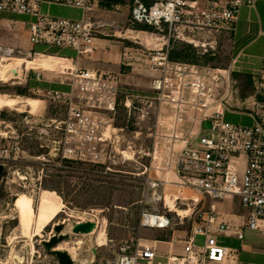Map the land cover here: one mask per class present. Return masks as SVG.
Wrapping results in <instances>:
<instances>
[{
    "label": "built area",
    "instance_id": "obj_1",
    "mask_svg": "<svg viewBox=\"0 0 264 264\" xmlns=\"http://www.w3.org/2000/svg\"><path fill=\"white\" fill-rule=\"evenodd\" d=\"M50 5L78 9L81 16H52L43 10ZM93 6L94 0H0V15L21 16L9 22L20 25L30 44L44 46L36 55L45 52L66 60L60 69L45 70L66 76L57 81L66 89L43 90L42 100L63 109L45 120L28 121L24 116L23 122L29 130L39 125L36 132L44 136L40 146L59 161H82L112 171L118 160L144 158L136 174L145 175L149 196L139 225L168 230V238L183 251L167 255L166 264H228L231 249L223 238L241 240L243 229L264 234V52L256 66L237 40L230 62L222 68L172 60L169 51L176 41L202 51L213 49L216 34L233 35L241 7L253 8L254 0H131L130 25L146 28L128 26L120 31L92 21L87 11ZM101 35L127 40L122 46L125 66L142 63L158 72L152 91L128 89L110 73L76 64L78 57L92 56L94 41ZM65 51L73 57L64 56ZM13 53L14 48L0 45V69L16 58ZM30 70H34V80H40L43 69L24 66L7 81L26 76ZM233 72L250 76L251 95L238 96L232 86ZM121 104L128 115L133 110L137 120H146V142L138 148L124 137L126 126L113 124ZM240 108L243 112L237 111ZM227 113L247 117L250 123L231 122ZM132 132L138 136L141 128ZM23 152L13 122L0 117V164L4 168L0 181L8 180L7 163L20 160ZM241 156L244 164L239 177L230 163ZM226 196L247 209L238 226L222 220L216 208V202ZM178 209L188 213L179 214ZM89 220L96 229L97 222ZM133 240H123L114 260L103 264H159L152 244ZM26 264H31L30 259Z\"/></svg>",
    "mask_w": 264,
    "mask_h": 264
},
{
    "label": "rangeland",
    "instance_id": "obj_2",
    "mask_svg": "<svg viewBox=\"0 0 264 264\" xmlns=\"http://www.w3.org/2000/svg\"><path fill=\"white\" fill-rule=\"evenodd\" d=\"M43 10H45V6ZM128 26L146 28L142 25H130V23ZM122 27L124 26L121 25L118 28L122 29ZM232 38V33H218L216 34V45L213 49L209 48L207 51H202V49L195 47L199 54H204L203 57L198 59V63L226 67L234 53L231 48ZM100 39L91 57L83 55L77 58L78 65L110 73L119 85L128 89L138 92L153 90L154 84L159 78L158 72L150 70L142 63L124 65L122 46L127 44V40L111 36L100 37ZM0 45L14 48L13 55L16 56L15 59L22 61V68L24 66L26 68L31 66L33 68L41 67L39 59L36 58L39 56L34 52L41 51L44 46L42 44H30L27 41L26 33L19 24L0 18ZM49 51L52 52L54 49H49ZM207 52H210V54ZM44 54L47 53L44 52ZM14 60H8L4 64ZM61 63H66V61ZM41 69L43 70H39L40 86H45V82L53 83L60 78L66 79L64 75L61 76L54 73V71ZM34 77V70H30L26 76L21 75L18 79L0 81V95L6 94L23 99L31 98L35 101L33 108H30L26 103H24V106L22 103H17L9 107H0V117L13 122L24 151L20 160L7 163L8 180L6 182L4 179L0 181V264L11 262V255H25L24 245L29 246L31 264H51L55 259L52 255L46 254L41 241L47 239L48 234L52 231L53 224L62 221L69 224L72 221L91 219L97 222L95 231L102 228L106 234V245L102 246H95L94 241L89 242V239H86L85 245L82 244L80 248L78 245H74L73 242L68 245L59 244L58 247H61L59 249L65 247L68 252L71 246H75L73 252L75 264H84L85 261L90 259H93L94 264H103L104 260L113 261L119 252L118 246L120 243L123 240L128 241L130 237L134 238V243L137 238L152 240L156 232L155 228L139 225L141 210L146 206L145 203L149 196L145 175L136 174L140 172V163L144 162V158L135 156L127 160H118L112 166L114 169L112 171H104V167L100 166L99 169L96 168L92 171L79 165L76 168L71 167L77 165H66L63 160L59 161L57 157L48 156L46 154L48 149L40 146L44 144V136L41 135L40 138V135L36 132L39 125L33 124V127L29 130L28 124L23 122V117L26 116L25 120L28 121L45 120L53 116L56 110H62L63 108L42 101L45 100L44 91L31 89L35 82ZM20 90H22L21 93ZM8 100L7 97H0L2 105L9 102ZM237 111L243 112V109L240 108ZM3 114L6 117H3ZM226 118L234 123L239 121L243 124L248 123L239 114H226ZM145 121L137 120L133 110L128 115L125 107L121 104L118 107L113 124L115 126H126L124 137L134 147L138 148L140 144L146 142L143 135ZM139 127L141 128V134L134 136L132 130H138ZM243 164L244 157L242 156L238 162L232 161L230 163L239 177L242 174ZM57 174L65 177L55 176ZM69 174L70 176H68ZM18 176H25V178L20 179ZM63 180H67V183ZM45 186L55 188L63 195V199L56 192L43 189ZM216 208L224 213L235 211L246 213L247 211L246 208L241 206L240 202L231 196H226L224 199L217 201ZM28 209L34 213V217H30L33 223L31 237H25L21 233L28 216H31V211L29 212ZM69 227L70 225H66L65 231H68ZM94 232L88 234L89 237L92 236V240H94ZM86 236L72 235L71 241L76 238H86ZM31 246L33 247L32 255ZM92 246L95 247L94 253L91 249ZM173 252L178 255L182 254V247H175ZM156 260L163 263L164 257H158Z\"/></svg>",
    "mask_w": 264,
    "mask_h": 264
},
{
    "label": "crops",
    "instance_id": "obj_3",
    "mask_svg": "<svg viewBox=\"0 0 264 264\" xmlns=\"http://www.w3.org/2000/svg\"><path fill=\"white\" fill-rule=\"evenodd\" d=\"M130 6H131V0H94V6L88 11L87 16H89V18L91 17L90 19L92 21L99 22L108 29H114L115 31L116 30L120 31L121 29L118 27L122 25L124 26L122 27L123 29L129 25L128 19H129ZM45 12H47L52 16H59V17L79 18L81 16V12L78 9L59 6V5L45 6ZM0 18L1 19L4 18L7 21H9V20H17L22 17L11 14H2L0 15ZM100 37L103 38L109 36L101 35L96 37L94 41L95 46H97L99 40H101ZM111 37L117 38L115 36H111ZM237 40L238 43H240L239 47H242L243 53L246 56L252 57L253 60L255 61V65L258 66L259 65L258 57L262 54V52H264V0H254L253 8H249L246 6L241 7L239 11L238 20L236 22V30L235 33L233 34L232 43H231V48L233 49V51H235V48L237 46V44H235V41ZM64 56L69 58V57H73V54L70 51H65ZM61 62L62 61H45V66L42 65L41 67H35V68H40V69L44 68L45 70H56V69H60L56 67H58L61 64ZM76 64H77V60H76ZM39 83H41V81L35 80L34 84L31 86V89L34 88L40 90L66 89L65 85L59 84L58 82H53V83L45 82V86H40ZM227 114H236V113H227ZM244 118L249 124L250 120L247 117ZM238 160H241V157H239ZM219 212L221 213L222 220L230 222L236 226L241 224V221L245 214L242 212L238 213L237 211L224 213L219 210ZM155 230L156 232L152 240H148L145 238H143V240L149 242L154 246L157 254V258L164 257L163 263H161L160 260H157L159 261V264H166L167 255L176 254L173 252L174 248L179 247L180 245L173 243L168 238V233H169L168 230H162L156 228ZM222 240L224 245H226L231 249L230 260L228 264H237L240 261L264 263V234H262L260 230L243 229V238L241 240H238L235 237L223 238ZM72 241L61 242L60 244L68 245L69 243H72ZM63 248L65 249V247H62V249ZM51 264H57V263L55 260H53Z\"/></svg>",
    "mask_w": 264,
    "mask_h": 264
},
{
    "label": "bare ground",
    "instance_id": "obj_4",
    "mask_svg": "<svg viewBox=\"0 0 264 264\" xmlns=\"http://www.w3.org/2000/svg\"><path fill=\"white\" fill-rule=\"evenodd\" d=\"M36 58L39 59V64L41 66L45 64V61H62V62L66 61L65 59H63L61 57H55V56H52V55H45V54L40 55L39 57H36ZM65 65H66L65 63H61L56 68H61V67L65 66ZM31 67H33V66H31ZM21 70H22V61L20 59H15L13 62L6 63L5 65H3L1 67V69H0V79L8 80L10 77H12V76H14L16 74L19 75ZM0 97L1 98H6V97L9 98V100H8L9 102H7L5 105H2V102L0 101V107H2V106L9 107L10 105L17 104V103H22L23 106H24V103H26L28 106H30V108H33V106L35 105V101L33 99H31V98L23 99V98H19V97L8 96L6 94H1ZM28 211L29 212L31 211V216H28V219H27V221L25 223V226L21 230L22 235L25 236V237H31L32 224H33L32 223V218L34 217V213L32 212V210L28 209ZM177 211H178L179 214L188 213V210H180L179 209ZM30 217H32V218L30 219ZM92 233H90V234H92ZM83 236H85V235H83ZM88 237L89 236L87 235L86 238H84V237L77 238L76 239V243H74V245L76 244L80 248V246L82 244H84L85 240L88 239ZM93 241H94V243L96 245H102L105 242L104 229L101 228V229L96 230L94 232V240ZM74 250H75V246H71L69 253H70L72 258H74V254H73ZM21 262H22V257L21 256L11 255V262L10 263L18 264V263H21ZM10 263L9 262L8 263L5 262V263H2V264H10Z\"/></svg>",
    "mask_w": 264,
    "mask_h": 264
},
{
    "label": "water",
    "instance_id": "obj_5",
    "mask_svg": "<svg viewBox=\"0 0 264 264\" xmlns=\"http://www.w3.org/2000/svg\"><path fill=\"white\" fill-rule=\"evenodd\" d=\"M129 152V150L127 151ZM3 165L0 164V176L3 173ZM66 225H70L69 230L65 231ZM95 230V223L90 220L86 221H72L69 224H66L64 221L57 222L52 226V231L47 237V239L42 240L41 244L43 245L46 254L52 255L57 264H75L74 259L71 257L69 252L65 249H59L58 245L61 242L71 241L72 235H88ZM89 241L92 242V236H90ZM25 255L22 257V262L18 264H26V261L29 259V247L24 245ZM92 252L94 253L95 247H91ZM12 264V263H10Z\"/></svg>",
    "mask_w": 264,
    "mask_h": 264
},
{
    "label": "trees",
    "instance_id": "obj_6",
    "mask_svg": "<svg viewBox=\"0 0 264 264\" xmlns=\"http://www.w3.org/2000/svg\"><path fill=\"white\" fill-rule=\"evenodd\" d=\"M207 53L210 54V52H207ZM203 56H204V54H199L197 52L196 48L193 47L192 45L184 43V42H178V41L174 42L172 48L169 51V57L172 60H180V61L196 63V64H201V65H210L208 63H198V59L200 57H203ZM207 59H208V56H207ZM231 81H232L233 88L237 91L238 96L240 98H245V97H247L253 93V87H252L251 79L247 73L233 72V73H231ZM21 92H22V90H20V93ZM3 117H6V115L3 114ZM63 161L65 162L66 165L67 164L68 165L69 164H76L77 166H71L74 168L78 167V165H79V166H82L83 168H88L92 171L96 168L99 169L98 165L91 164V163L69 160V159H65ZM55 176L65 177L64 175H61V174H57ZM68 176H70V174ZM63 181L65 183H67V180H63ZM43 189L52 190V191L56 192L63 199V195H61V193L59 191H57L55 188H50L48 186H45V188H43Z\"/></svg>",
    "mask_w": 264,
    "mask_h": 264
}]
</instances>
